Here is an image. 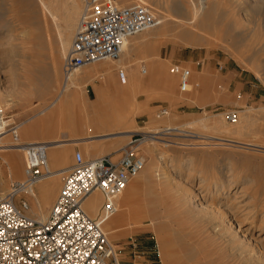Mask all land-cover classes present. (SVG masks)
<instances>
[{"label": "rangeland", "instance_id": "1", "mask_svg": "<svg viewBox=\"0 0 264 264\" xmlns=\"http://www.w3.org/2000/svg\"><path fill=\"white\" fill-rule=\"evenodd\" d=\"M85 2L0 0V106L19 125L20 142H63L59 148L64 150L65 160L49 164L56 171L57 183L42 187L52 178L43 180L33 186L34 196L24 195L30 203L27 215H39L41 205L49 217L62 187L59 170L71 167L78 155L118 158L132 135L159 136L152 132L178 128L154 146L155 153L165 156L156 164L150 162L152 141L140 146L148 162L145 170L151 168L154 173L144 170L130 183L125 191L132 203L128 211H121L124 202L117 201L119 211L104 225L118 251V264H259L256 257L262 254L258 248L239 251L238 243L229 240L239 232L238 239L249 245L255 244L254 240L264 243V150L246 145L264 146V0H217L205 22L184 29L177 23L181 17L177 8L180 4L191 8V0H116L121 6L142 3L154 9L167 22L166 36L153 43H146L143 34L131 37L127 46L135 45L134 50L130 56L123 55L122 62L132 68H121L118 60L101 61L72 75L79 111L68 114L62 127L50 125L40 121L47 115L41 111L66 83L65 58ZM70 23L72 36L62 53ZM104 62L114 65L111 76L104 77L95 69ZM175 65L191 70L189 92L180 90L179 77L173 73ZM53 66L58 80L53 76L37 79L38 70L47 74ZM120 69L126 73L127 84L122 83ZM97 88L103 94L106 113L119 114L121 124L113 121L111 126L98 128L92 118ZM114 88L127 89L129 95H109L107 90ZM125 107L130 111L127 116ZM163 110L168 114L162 115ZM229 111L237 113V122L226 119ZM83 122L84 129L76 131L73 123ZM90 125L96 127L93 133ZM179 130L226 141H201ZM83 138L89 140L81 141ZM8 141L12 143L10 137L3 140ZM15 163L18 176L0 159L6 193L13 183L25 179L23 151ZM135 183H139L137 188ZM94 193L101 199L96 212H89L84 205L92 218L98 216L104 201L99 191ZM218 208L228 210V231L212 227L204 218L206 212Z\"/></svg>", "mask_w": 264, "mask_h": 264}, {"label": "built area", "instance_id": "2", "mask_svg": "<svg viewBox=\"0 0 264 264\" xmlns=\"http://www.w3.org/2000/svg\"><path fill=\"white\" fill-rule=\"evenodd\" d=\"M85 7L65 58V77L103 60H119L131 37L162 21L142 3L121 6L116 0H86ZM173 73L179 77L180 90L189 92L191 70L175 65ZM120 76L125 82L123 72ZM225 117L231 123L238 120L235 111L225 113ZM19 129L0 106V142L10 137L18 144ZM150 137V133L132 135L118 158L103 155L85 159L78 155L74 164L62 172V187L45 221L27 215L30 203L24 195L53 174L47 158L48 144L22 145L25 179L13 183L0 197V264H118V251L108 239L104 225L119 211L117 198L145 169L146 158L139 149ZM96 191L104 201L98 216L92 218L84 204Z\"/></svg>", "mask_w": 264, "mask_h": 264}, {"label": "bare ground", "instance_id": "3", "mask_svg": "<svg viewBox=\"0 0 264 264\" xmlns=\"http://www.w3.org/2000/svg\"><path fill=\"white\" fill-rule=\"evenodd\" d=\"M120 1H124V0H120ZM216 2H217V0H191V3H192L191 8H188L189 6H186L187 4L186 5L185 4H180V6L177 8V11L181 15V17L177 18V23L179 24V26L182 29H184L186 27H191L192 28L197 23L205 22V20L208 18V15H210V13L212 12L213 8L216 6V4H217ZM42 3L43 2H41V5H42ZM44 7L45 6H43V9H44ZM85 12H86V7L83 5V8H82L81 13H80L81 16H82L80 21L84 18ZM1 14H3V12H1L0 15ZM51 14L54 15L53 12H51ZM80 21H79V24H80ZM166 23L167 22H165V20L163 19L161 21L160 25H158L156 27H153V28H151L149 30H146L145 32L141 33L143 35L148 36V37H146V36L144 37L145 38L144 40L146 41V43H153L154 41H156L158 39L160 40L163 37H165L166 33H167V24ZM79 24H78V26H79ZM68 27H69V33H68V36H66L65 40L62 43V48H61L62 53H65L66 46L68 45V43H69V41L71 39V36H72V23H70ZM77 29H78V27H77ZM127 42L124 44V47H123L122 56L124 55V57L126 55L130 56L131 52L134 50L133 46H135V45L131 44L130 47H128L127 46ZM125 51H126L127 54H125ZM122 56L118 60V61H121V63H122L121 64V68L122 67H123V69L124 68H132L131 67L132 64L130 66V65L124 64L122 62L123 61L122 60ZM103 61H110V60H103ZM95 69L96 70L98 69V74H101L104 77H106L108 75L111 76L112 73L115 71L114 65L111 64V63H108V62H104L102 64H98V66H95ZM123 69H120L121 70L120 75H121L122 72L124 73V75H126V73L124 72ZM79 71H82V70L80 69V70L76 71L74 74L78 73ZM133 72L135 74V71H133ZM47 76H53L55 79L58 80L57 67L53 66V69L51 68L50 73H47V74H43L41 72V70H38L37 79H39L41 81L42 80L41 77H47ZM65 79H66L65 85L62 86V88L59 90V92L57 93L55 98L45 108L42 109L41 114L47 113V115L43 119H41L40 121H47L46 122L47 124L49 123L50 125H54V126L61 125V127H62V124H64L63 120H66L65 117L68 114H70L73 111L75 112V110L79 111V109L77 110L78 106H76V104H75L77 101H74V90L72 88L74 83L72 81V77L71 76L70 77H66ZM125 80H126V78H125ZM138 81H139V79L136 82H138ZM122 83L123 84H127L128 83V79H127L126 83H124V81H122ZM63 87H64V90H63ZM97 91H98V103L96 101L97 105H96V107L94 106L95 107V110H94L95 114H94V116L92 118L96 122H98L97 123L98 124V128L100 127V129H101V128H106L108 126H111L113 124V121H115V123L118 122V124H121L122 122H121V120H119V117H120L119 114H118V116H114L113 117L110 114L106 113V108H105V105H104L103 94L100 92L101 91L100 88H97ZM107 92L109 93V95H113L116 98H126L129 95V90H127V89L120 90L118 88H114L113 90L108 89ZM123 110H124L123 112H126L125 113L126 116H127L128 112H130L128 110V107H125V109H123ZM75 113H77V112H75ZM124 115H122V116H124ZM79 122H81V121H79ZM73 124L75 125L74 128L76 129V131H82L84 129V122L83 123H79V124H75V123H73ZM94 129H96V127L94 128L91 125L89 126V132L93 133ZM172 130H178V128L177 129L176 128H174V129L173 128H167L164 132H162L161 130H159V131L156 130V131L152 132L154 134H160L159 136L151 135V138H150V141H152V142L149 144V155H150V162L152 164H156V162L159 159L162 160V158L165 157L164 155H159L158 153H155L154 152V150H155L154 146L158 142H164L163 138L165 139V136H167ZM180 131H181L182 134L183 133H188V134L191 133V132L189 133V131H184V130L183 131L179 130V132ZM181 133H179V134L181 135ZM188 134H185V135L190 136V137H194V138H198L201 141L210 140V139H217V140H221L223 142L225 140L223 138H217V137L210 136V135H202V134L201 135H199V134H194L193 135L192 133L190 135H188ZM28 136H30V135L28 134ZM93 137H95V136H90L89 138L91 139ZM155 139H157V141ZM87 140H89V139L88 138L81 139V141H84V142H86ZM74 142L78 143L80 141L74 140L73 143ZM46 143L48 144L47 158H48L49 164L50 163H54V161L65 160L64 157H63L64 150L59 148L63 144L62 141L55 140V141H48ZM167 143H169V142H166L165 145H169ZM24 144H35V143L33 141L32 142L31 141L30 142H19L18 144L14 143L13 141H12V143L11 142L9 143V141L7 143H5L3 141L0 142V149H1V151H0V159H2V163L6 164L9 167L10 172L12 174L17 175V176H18L19 172H18V170L16 169V166H15V164H16L15 163V157L19 154L20 151H23L21 146L24 145ZM246 145H247L248 148H256V149H259V150L260 149L264 150V146H260V145L254 144V143L253 144L249 143V144H246ZM1 152H2V154H1ZM50 165H52V164H50ZM146 165H148L147 159H146ZM67 169L68 168H66V169H64L62 171H59L60 175H62V172L66 171ZM143 171L140 174H142ZM145 173L146 174L147 173L148 174H150V173L152 174L154 172L150 168V170H145ZM24 174H25V170H24ZM55 175H56V171H53V174L49 177V178H52V179H50L45 184H43L42 187H48V186L55 187V185L57 183V181L55 179ZM155 176L159 177L160 174L156 173ZM225 177H229V176H225ZM3 183H4L3 175L0 172V197L3 196L6 193V191L4 189H2V184ZM135 184L136 185H135L134 188H137L139 186V183H135ZM228 187H230V186L228 185ZM29 193L31 195L33 194L32 196H34L35 195L34 189L29 190ZM49 193H50V191H49ZM47 199H48V197H47ZM47 199H46V201H47ZM117 201L118 202H121V201L124 202V207L122 206L123 209L121 211H128V207L130 206V204H132L131 203V197L129 195L125 194V192L121 196H119L117 198ZM100 203H101L100 196L98 194H96V193H93L88 198V200L85 202L84 205H85L86 209L89 212L94 213L98 209ZM28 214H29V212H28ZM29 216L32 217V218L41 220V221H45L47 219V215L43 212V209H42L41 205H39V215L38 214L36 215L35 213H33L32 215H29ZM204 218L208 222H210V224L214 228L219 227L221 229V231L222 230H224V231L230 230V227H231L230 224H229L230 215L228 214V210L226 212V211L221 210L220 208L213 209L210 212H206L205 215H204ZM242 225H243L242 221H240V223L238 225V228L241 229ZM238 237H241L239 235V232H235V234L231 237V239L229 241L230 242L231 241L235 242V244L238 243V245L236 247H237V249L239 251L240 250L243 251L242 248H244L245 252H253L255 247L258 248L259 251H260V254H262V257L261 256H259V257L257 256L256 257L257 258V262L259 264H264V243H263V241L262 240H254V241H256V243L253 244V245H249V244L245 243L243 240L238 239ZM242 238H244V236ZM224 242H225V240H224Z\"/></svg>", "mask_w": 264, "mask_h": 264}, {"label": "crops", "instance_id": "4", "mask_svg": "<svg viewBox=\"0 0 264 264\" xmlns=\"http://www.w3.org/2000/svg\"><path fill=\"white\" fill-rule=\"evenodd\" d=\"M54 162H56V161H54ZM59 162V161H58ZM66 168H69V167H66ZM66 168H64V169H66ZM64 169H61V170H59V171H62V170H64Z\"/></svg>", "mask_w": 264, "mask_h": 264}]
</instances>
